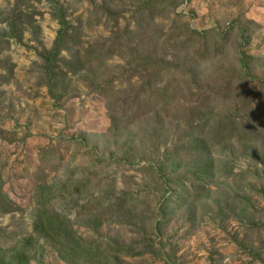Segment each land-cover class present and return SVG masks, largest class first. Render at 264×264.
<instances>
[{"label":"rangeland","instance_id":"1","mask_svg":"<svg viewBox=\"0 0 264 264\" xmlns=\"http://www.w3.org/2000/svg\"><path fill=\"white\" fill-rule=\"evenodd\" d=\"M50 1L0 0V264H264V0ZM14 4L35 21L20 43ZM56 5L57 100L38 57ZM245 124L257 139L229 135ZM38 186L67 243L34 231Z\"/></svg>","mask_w":264,"mask_h":264},{"label":"trees","instance_id":"2","mask_svg":"<svg viewBox=\"0 0 264 264\" xmlns=\"http://www.w3.org/2000/svg\"><path fill=\"white\" fill-rule=\"evenodd\" d=\"M46 1L51 3L50 0ZM53 17L56 18L57 23L59 25V29L56 33V37L52 46L49 49L40 48L38 52V57L41 61V71L43 73V80L41 85H44L47 88L48 93L57 100L62 98L64 94L67 93L68 84L66 80L67 73L70 69H68L67 66L63 65L65 59L61 58L60 53L64 49H73L72 45H69V39L72 35L70 30L73 29V26L69 25V23L66 21L64 13L62 12V9L57 5L55 7ZM2 23L6 25L4 36H7L8 39H12L20 43L22 41L24 33L27 32L30 28L34 27L35 21L33 20V15L31 13H28L26 9H22L19 5L14 4L13 9L9 12V14L3 20ZM1 37L2 36H0V39ZM80 56V50H77L74 53V58L76 59L75 64L76 66L80 64L81 68L84 70L87 67L85 63L80 62ZM242 57L243 55L240 56L238 63L242 68H244L246 79L247 77H250V73L247 71V62ZM149 63L146 61L145 65L142 66L140 72L145 71V73H148V75L154 73L158 74L157 71L153 72L155 70L156 64H151L149 66ZM251 117H254L257 120L260 119V116L257 113L255 114V112L251 113ZM248 125L245 124L240 127L238 129L239 131L233 129V131H230L231 134L229 135H232L234 133L239 137V140H241L244 135L256 138V136L254 135V130L257 128L260 129V127H256V125L254 124H251L250 126ZM250 142L254 143L255 141H252L250 139L246 142V144H249ZM192 147L196 150L195 153L199 155L198 157L202 158V156L205 154V141H194V145H192ZM200 159H198V161L201 163L202 161ZM199 162H197L196 165L194 164L196 166V169L208 170L207 165L203 166ZM35 192L36 196L34 201V231L38 234H43L46 237H50L51 235H62L66 238V243L73 239L74 235L76 234L70 228L68 223L64 224L60 220H56L52 215L48 216L46 212L47 207L58 197L54 194L55 192L50 188H46L43 186H38L35 189ZM73 243L74 242H69V244ZM74 248L78 249L77 246H75ZM78 264H80L79 261Z\"/></svg>","mask_w":264,"mask_h":264}]
</instances>
